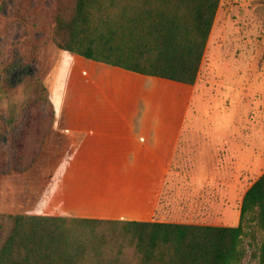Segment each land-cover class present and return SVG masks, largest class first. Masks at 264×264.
<instances>
[{
    "label": "crops",
    "instance_id": "0c3cea01",
    "mask_svg": "<svg viewBox=\"0 0 264 264\" xmlns=\"http://www.w3.org/2000/svg\"><path fill=\"white\" fill-rule=\"evenodd\" d=\"M61 51L80 72L56 61L45 82L52 132L73 143L43 145L26 193L37 215L238 225L244 195L227 182L226 143H180L194 85Z\"/></svg>",
    "mask_w": 264,
    "mask_h": 264
},
{
    "label": "trees",
    "instance_id": "16d2710c",
    "mask_svg": "<svg viewBox=\"0 0 264 264\" xmlns=\"http://www.w3.org/2000/svg\"><path fill=\"white\" fill-rule=\"evenodd\" d=\"M13 1L22 21L40 9L36 25L46 27L58 49L189 85L197 80L220 5V0H54L48 9V2ZM41 40L33 38L31 61L40 56ZM24 87L28 97L20 109L9 106L10 137L32 94L50 100L38 79H27ZM51 107L48 134L56 113ZM257 230L264 232V172L246 190L236 226L0 214V264H241L244 237L255 238ZM255 255L264 264V240Z\"/></svg>",
    "mask_w": 264,
    "mask_h": 264
},
{
    "label": "rangeland",
    "instance_id": "374dc122",
    "mask_svg": "<svg viewBox=\"0 0 264 264\" xmlns=\"http://www.w3.org/2000/svg\"><path fill=\"white\" fill-rule=\"evenodd\" d=\"M45 2L48 9L53 7L54 0H34V5ZM15 10L13 0H0V214H42L27 202L30 171L34 164L40 167L45 143H73V139L48 134L52 102L36 94L20 113L11 137L5 121L9 106L20 109L28 97L27 79L46 85L56 61L69 72L78 73L79 67L59 56L62 51L47 37L49 31L36 25L39 8L27 21L19 19ZM34 37L43 44L39 58L31 61ZM77 59L87 69L93 63ZM193 85L196 97L188 119L193 130L180 143H226L227 182L242 196L264 172V0H220ZM263 240L260 230L255 238L244 237L246 255L241 264H258L255 254Z\"/></svg>",
    "mask_w": 264,
    "mask_h": 264
}]
</instances>
